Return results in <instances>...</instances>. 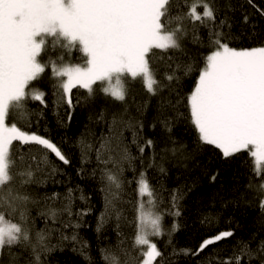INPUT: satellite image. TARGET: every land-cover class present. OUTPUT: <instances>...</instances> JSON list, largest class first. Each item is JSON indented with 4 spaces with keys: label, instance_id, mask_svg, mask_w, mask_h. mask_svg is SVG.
<instances>
[{
    "label": "trees",
    "instance_id": "trees-1",
    "mask_svg": "<svg viewBox=\"0 0 264 264\" xmlns=\"http://www.w3.org/2000/svg\"><path fill=\"white\" fill-rule=\"evenodd\" d=\"M191 3L192 0H187V5ZM216 3L220 17L226 16L231 24L230 29H224L231 33L230 46H264V16L257 11V8L264 10V0H253L256 7L247 0H216ZM187 5L182 3L181 14L187 12ZM245 15L247 22L243 19ZM184 24L189 35L182 50H153L155 55L149 54L151 66L157 69L156 78L167 85L157 95L150 94L137 78L128 81L125 101L105 95L97 84L91 96L85 89H72L69 105L48 69L43 74L48 81L40 85L45 93L44 103L28 99V115L24 119L10 110L9 122L15 119L18 127L27 124L22 130L52 140L69 163L60 161L40 145L13 143V156L25 157L24 162L18 161V168L28 163L33 168L40 163L42 168L35 173L33 182L23 188L19 177L13 181L14 190L29 196L24 206L25 226L36 250L34 253L31 246L24 245L6 247L0 264H109L106 256L115 254L123 261L128 258L125 252L138 264L143 259L140 251L147 247L133 248L140 200L137 182L141 173L147 175L155 189L156 210L162 215L163 234L150 237L163 253L157 264H209L214 252L225 257L240 242L252 249L264 242V207H261L264 171L256 174L253 158L246 151L225 158L213 146L204 145L191 123L186 98L198 79L196 69L203 67L210 49L206 28L195 22L193 31L189 19ZM195 36L203 44L194 42ZM57 54L52 53L53 58ZM82 57V52L73 50L71 57L66 55L65 59L80 62ZM185 63L193 64L192 73L184 76L178 71L179 81L164 80V74L172 71L169 64L174 68ZM169 100L175 105L168 111L173 117L171 130L158 123L152 128L161 101ZM129 118L141 120L143 136L154 141L153 147H146L143 153L133 143L132 130L120 122ZM117 144L121 148L127 146L130 158L118 166L105 163L110 156L119 160L118 151L107 150L115 149ZM31 156L36 157L35 162L29 160ZM110 172L118 174L119 188L108 180ZM177 194L180 198L174 202L173 196ZM50 208L57 210L55 217L49 214ZM228 230L233 231V237L193 255L202 240ZM38 234L44 236L42 243ZM36 254L40 257L38 262Z\"/></svg>",
    "mask_w": 264,
    "mask_h": 264
},
{
    "label": "snow or ice",
    "instance_id": "snow-or-ice-1",
    "mask_svg": "<svg viewBox=\"0 0 264 264\" xmlns=\"http://www.w3.org/2000/svg\"><path fill=\"white\" fill-rule=\"evenodd\" d=\"M182 3L187 5V0ZM182 3L181 0H0V256L6 247L13 245L31 246L34 253L36 250L25 226L24 206L29 196L14 190L13 181L19 177L23 188L33 182L35 173L42 168L40 163L35 168L32 163L18 168V161L24 162L25 157L13 156V143L40 145L60 161L69 163L52 140L22 130L27 124L18 127L15 119L9 122L10 110L24 119L28 115V99L44 103L45 93L33 82L39 81L48 69L69 105L72 89H85L91 96L97 84L105 95L125 101L128 81L137 78L150 94L157 95L167 85L156 78L157 69L151 66L149 54L155 55L153 50H182L189 35L185 19L193 23V31H196L195 22L208 30L210 51L203 67L196 69L198 79L186 98L190 120L200 142L213 146L225 158L246 151L253 158L256 174L264 171V46H230L231 33L224 29H230L231 24L226 16L220 17L216 0H192L187 12L181 14ZM247 3L256 7L253 0ZM257 11L264 16V10L257 8ZM243 19L247 22L248 16ZM194 42L203 44L199 36L194 37ZM73 50L83 53L80 62L65 59L66 55L71 57ZM54 52L58 53L55 58ZM168 67L172 69L164 74L168 82L180 80L178 71L184 76L194 71L191 63ZM174 107L170 100L161 101L156 123L151 127L155 128L158 123L170 131L173 117L168 111ZM116 122L114 117L113 123ZM120 122L132 130L133 143L140 153L146 147H153L154 141L143 136L141 120L129 118ZM107 150L118 151L119 160L110 156L105 163L118 166L130 158L127 146L121 148L117 144L115 149ZM29 160L35 162L36 157L31 156ZM108 180L116 188L120 187L118 174L110 172ZM137 183L140 200L133 248L147 246L140 251L143 259L138 264H157L163 253L149 237L163 234L162 215L156 210L155 189L147 175L141 173ZM179 198V194L174 195L173 201ZM49 214L55 217L57 210L50 208ZM233 235L230 230L218 232L202 240L193 255ZM43 240L44 236L38 234L39 243ZM124 255L128 258L123 261L115 254L105 259L109 264H137L127 252ZM212 256L209 264H253V261L264 264V242L256 249L240 242L231 255L221 257L214 252ZM39 259L36 254L35 261Z\"/></svg>",
    "mask_w": 264,
    "mask_h": 264
},
{
    "label": "rangeland",
    "instance_id": "rangeland-1",
    "mask_svg": "<svg viewBox=\"0 0 264 264\" xmlns=\"http://www.w3.org/2000/svg\"><path fill=\"white\" fill-rule=\"evenodd\" d=\"M50 75H51V73H50ZM49 80H51V79H49ZM47 81H48V79H46L45 77L43 78V76H42V78H41L39 81H35V82H33V85L41 90L40 85H41L42 83H46ZM30 87H31V86H30ZM27 102H28V101H26V103H27ZM149 238H150V237H149ZM150 240H151V239H150ZM151 241H152V240H151ZM152 242H153V241H152Z\"/></svg>",
    "mask_w": 264,
    "mask_h": 264
}]
</instances>
